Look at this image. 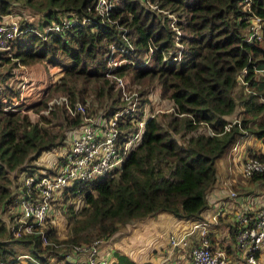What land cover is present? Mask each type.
I'll return each instance as SVG.
<instances>
[{"label":"trees","instance_id":"trees-1","mask_svg":"<svg viewBox=\"0 0 264 264\" xmlns=\"http://www.w3.org/2000/svg\"><path fill=\"white\" fill-rule=\"evenodd\" d=\"M97 1L0 0V21L16 5L38 14L34 19L21 11L22 32L10 41V50L0 49V264H57L48 257L61 258L75 244L101 245L128 222L154 213L202 220L209 190L221 174V158L232 155L235 142L243 143L248 134L264 145V0H108L110 6L102 12L95 8ZM65 17L74 21L62 27ZM53 23L62 28L45 32ZM111 43L129 47L125 55L132 63L124 62L113 72L141 97L138 115L144 114L146 121L137 144L111 173L55 192L50 204H67L66 238L56 237L50 215L44 232L34 229L15 236L16 217L10 214L8 225L2 213L25 195L23 177L52 172L53 164L42 170L34 161L45 151L65 147L80 126L81 115L70 109L81 104L104 114L127 104L115 81L105 75L104 54ZM42 61L60 72L30 104L36 117L6 109L19 96L8 82L15 69ZM154 89L156 105L144 107L151 101L145 95ZM56 95H65L67 104L49 105L48 98ZM153 110L157 112L149 116ZM135 127L130 121L121 126L125 133ZM249 156L264 162V149L242 157ZM239 173L264 189V172ZM233 187L236 196L256 194L249 184ZM77 197L85 204L75 209ZM213 215L227 231L216 236L214 224L208 223V245L235 253L238 223L221 212ZM189 238V245L201 243L197 229ZM16 246L26 252L19 253ZM116 257V264H133L119 253ZM63 264L73 263L67 258Z\"/></svg>","mask_w":264,"mask_h":264},{"label":"built area","instance_id":"built-area-1","mask_svg":"<svg viewBox=\"0 0 264 264\" xmlns=\"http://www.w3.org/2000/svg\"><path fill=\"white\" fill-rule=\"evenodd\" d=\"M145 1V0H144ZM110 6L108 0H98L96 9L103 11ZM152 6V5H151ZM84 20V19H83ZM74 21L73 17L62 19V27L69 26ZM61 25L53 23L45 27L48 30H60ZM37 31V30H35ZM22 32L19 22L8 16V19L0 21V49L10 47V41ZM130 49L131 43L128 39ZM129 47L117 46L111 43L105 50L106 57L105 75L115 81V87H119L123 101L126 100L125 108L115 110L111 113L89 112L85 106L77 104L75 109H70L74 114L81 115V124L70 133L64 150L56 155L52 162L54 167L52 172L43 174H31L22 179V184L26 186L25 195H21L15 202V223L14 234L20 236L26 232H33L34 229L43 228V223L48 216L51 208V200L55 192H62L66 187H73L77 183H84L99 176H105L111 173L115 168L124 164L126 153L137 144V139L143 131L145 119L139 117V97L135 90L127 89V81L113 72V69L127 62L132 63L131 58L125 55ZM18 92L21 89H17ZM43 94V93H42ZM41 94V96H42ZM37 97L32 100L26 99L25 95L16 98L12 104L5 106L6 109L28 111L29 104L40 99ZM66 103L65 95H58L50 100L52 103ZM49 104V105H50ZM32 110V109H31ZM47 109L42 110L46 112ZM157 111L151 112L152 116ZM125 121L135 124L128 133L121 128ZM123 133V134H122ZM244 147L240 139L232 147L233 157L239 162V171L244 177L254 172H264V162L257 158L249 156L241 158L238 149ZM231 197L235 196L233 191L229 192ZM81 197L74 201V208H80L84 205ZM250 209H235L232 213L233 220L236 221L235 231L236 242L232 244L235 253L232 250L229 254L220 247H211L206 239V223L204 220L195 221L194 227L184 232L178 237L169 233L168 241L172 248H187V257L190 264H263L260 258L264 257V202L256 207L249 205ZM218 209L216 213H219ZM197 229L201 243L189 245L190 233ZM46 242L45 237L42 238ZM100 245L95 241L87 244H75L71 250L72 254H84L87 264H109L108 251L102 255ZM161 264H164L161 263Z\"/></svg>","mask_w":264,"mask_h":264},{"label":"rangeland","instance_id":"rangeland-1","mask_svg":"<svg viewBox=\"0 0 264 264\" xmlns=\"http://www.w3.org/2000/svg\"><path fill=\"white\" fill-rule=\"evenodd\" d=\"M21 11L23 13H26V16L32 15L34 19L38 18L37 12H34L33 10H31L27 7H24V6L20 7L19 5L18 6L16 5V6L12 7V11L10 14H7L4 16V19L7 20L8 16L9 17L11 16L12 18H14L18 21V15ZM8 49L10 50V47ZM59 68L60 67H58V66L48 65L43 61L31 64V65H23L22 64V66H19L17 69H15V74L13 75V77L8 82L10 84H12L14 86V88H16V90L18 88L21 89V91H19L18 97L25 95L26 99L32 100V99H35V98L41 96V94L44 91L47 92L49 82L52 81L59 74V72H60ZM133 88L134 87L127 84V89L130 91L135 90L137 92V96H139L138 91L135 88L134 89ZM45 92H44V94H45ZM57 96L58 95L48 98V100H47L48 104H50L51 99H54ZM156 96H157L156 89L149 91L145 95V97H147V99H151V101H146L144 107H146V104L151 105V103L153 105H156V103H157ZM140 98L141 97L139 96V100H140ZM140 102H141V100H140ZM163 104L165 106L167 103H163ZM159 105H162V104H159ZM29 106H30V104L28 105V108H29ZM164 106H162V110H164L166 108ZM25 112L28 113V115L31 119L36 117L34 110L29 109L28 111H25ZM143 115L141 114V117H143ZM242 142L244 143L245 148L247 147V145H250L252 148H254L255 151L259 150L256 147V145L258 143L260 145H262V142L259 139L254 138V136L251 134H248L246 137H244ZM63 150H64V147H61V148H58L55 150L45 151L34 162L36 164L43 166L44 168L42 170H44L45 168L50 167L53 164L52 162L55 160L56 155L61 153ZM226 158L225 157L223 158V160H226L225 164L229 163L230 171H235L236 175L238 176V179H239V182L237 180H235L233 182L229 178L228 179L227 178H221L222 179L221 184L223 182H226L227 183L226 189L229 190V192L234 191L233 185L236 187L248 188V184L251 187H253L251 192L253 194L256 193L254 196H258L261 193V191L264 192V189H261L260 192H258L256 185H253L252 182H250L249 180H246V179H243L242 177H240L238 165H235L233 160L230 157H229V159L232 160V163H230V161ZM222 175L223 174H218V176H222ZM229 196L231 197L232 195H229ZM70 200H71V198H70ZM76 200H77V198L73 199V201H76ZM207 200H208L209 205H208V209L206 212L208 213L212 210L216 201L214 200V198L212 196H209V194H208ZM66 208H67L66 203H62V205L60 207L58 204H55L53 202V205H51V208H50L49 213H48V215H50V222H52L51 224H53L54 225L53 227H55V235L58 239H64V238H66V235H67L68 224H67V220H66V216H67L66 215ZM14 209H15V207L12 206L8 209V211L2 213V216L5 220V223L8 225L10 224V223H8L9 215L10 214L12 216L16 215L14 212ZM171 219L174 221H171ZM146 220H149V222L146 223L143 228L142 227L135 228V230L137 232V240L135 241L136 243L131 248L129 247L125 251L122 249H116L115 248V250L113 252L114 258H117L116 253H119V254L125 256L127 259H130L131 263H133V264H147V263L148 264L149 263L160 264L159 261H160L162 256L167 257L168 261H171V260L173 261L174 258L169 253V251L171 250V246L169 245V241H168L169 233H173V234H175L176 237H178L179 235H182L184 232H187L189 229L194 227V222L197 221L195 219L191 220L189 218L188 219L178 218L169 212L168 213L167 212H159V213H154L152 215H148L147 217H145L141 220H135L134 223L135 224H141V223H143V221L146 222ZM205 220L211 221L210 216L206 217ZM134 223H131V221H130L125 226L121 227L120 230L121 231L129 230V227H131V225ZM220 229H223V228L220 227ZM42 231L44 232V230H42ZM220 233H221V231H218V230H216L214 232V234L216 236H221ZM223 240H225V239L223 238ZM108 241H109V238H107L106 243ZM224 242L228 243L229 240L228 241L225 240ZM102 244L103 243H101V245ZM101 245L98 248V250L101 249ZM16 248H17L19 253L26 252V248L24 246H16ZM155 250L159 256L154 253ZM68 251H69V249H67V251H64V252L62 251V253H60V255L62 254L63 257H61V258H58L57 256H52V257L49 256L48 259L51 260L50 261L51 263L57 261V264L65 263L67 258H68V260H71L73 264H87L84 254H82V253L81 254H72V253H70V251L69 252ZM20 257H23V256L19 255V258ZM111 260H112V255L109 256L108 262ZM16 264H24V263H23V261L22 262L19 261V263H16ZM111 264H116V263H111ZM169 264H171V263H169Z\"/></svg>","mask_w":264,"mask_h":264},{"label":"crops","instance_id":"crops-1","mask_svg":"<svg viewBox=\"0 0 264 264\" xmlns=\"http://www.w3.org/2000/svg\"><path fill=\"white\" fill-rule=\"evenodd\" d=\"M256 147L259 150L264 149L263 144L260 145L258 143L256 145ZM252 150H254V148H252L250 145H247L246 148L244 147L239 151V155L241 158H243L242 156L247 155V153L249 151H252ZM226 157L225 158L228 159L230 161V163H232V160H233L234 164L238 165V170H239L238 159L236 157H233L231 154L226 156ZM229 157L232 160L229 159ZM223 158H221V160L219 161V163H220L219 172L223 175L218 176L219 180L217 179L215 184L213 185V187H211L209 190V194H210L209 196H212L214 198V200L216 201V203L210 212L207 213L206 212L207 210L204 212V215H203L204 218L202 220H205L206 217L210 216L211 221H209V220L208 221L205 220V221H207V223L209 222L211 224H214V225H212V230L213 231H216V230L221 231L220 235L224 236L226 234V231H227L226 225L224 228L223 221H221L220 224H216L218 221L215 220V215H213V213L214 212L216 213V211L219 209L220 212L222 213V215L227 214V216H229L230 220L234 221L232 218V213H233L234 209L241 208V209L249 210L250 209L249 205H251L252 208L256 207L260 203L264 202V192L261 191V193L258 196H250L251 194H249L248 196H236L235 195V196L229 198V195H227L228 190L226 189L227 183L223 182L221 184V180H222L221 178H227V179L229 178L233 182L235 180H237L239 182V179H237V175H236L235 171H230L229 163L225 164L226 160H223ZM239 188H241V187H239ZM260 190L261 189H257L258 192H260ZM225 195H227L228 197ZM233 199H235V200H233ZM191 220H193V219H191ZM228 220H227V222H228ZM171 221H174V220L171 219ZM197 221H200V220H197ZM148 222H149V220H146V222L143 221V223H141V224H135L134 223L131 225V227H129V230H123V231L119 230L117 233L115 232V234H113L111 237H109V241L107 243H106V241L103 242V244L101 245V252L100 253L102 255H105L108 251H110L108 258L110 255H112V260L109 261L108 263L111 264V263L116 262V258L113 257V252H114L115 248L116 249H122L125 251L129 247L131 248L136 243L135 241L137 240V232H136L135 228H137V227L143 228L144 225ZM217 226L222 227L223 229L219 230V228ZM216 228H218V229H216ZM195 235H196V233H195ZM191 237L194 239L196 238L194 236H191ZM169 245H170V243H169ZM186 251H187V248H180L178 246L175 248L171 247V250L169 251V253H170V255H172V257L175 260L173 259V261L172 260L168 261L167 257L162 256L159 262H160V264L163 262H164V264H169V263H171V264H190L189 259L186 257V253H185ZM154 253L158 255V253H156V250L154 251ZM260 261L264 264V262H263L264 257L263 258L261 257Z\"/></svg>","mask_w":264,"mask_h":264}]
</instances>
